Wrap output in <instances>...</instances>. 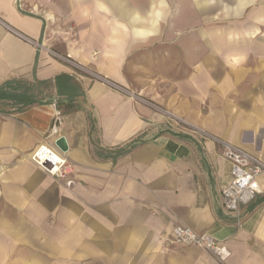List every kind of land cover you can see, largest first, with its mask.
<instances>
[{
    "label": "crops",
    "instance_id": "1",
    "mask_svg": "<svg viewBox=\"0 0 264 264\" xmlns=\"http://www.w3.org/2000/svg\"><path fill=\"white\" fill-rule=\"evenodd\" d=\"M207 2L0 0V87L22 80L35 98L0 104V231L40 247L22 264H264V175L227 212L219 146L168 119L264 163V31L255 45L244 26L207 27ZM58 101L73 106L59 127L71 188L30 160ZM174 226L211 234L228 257L166 246Z\"/></svg>",
    "mask_w": 264,
    "mask_h": 264
},
{
    "label": "built area",
    "instance_id": "2",
    "mask_svg": "<svg viewBox=\"0 0 264 264\" xmlns=\"http://www.w3.org/2000/svg\"><path fill=\"white\" fill-rule=\"evenodd\" d=\"M56 58L68 59L52 52ZM71 63V62H69ZM83 72L86 71L77 65H74ZM97 80L109 85L111 88L120 89L117 85L94 76ZM54 114L52 116L49 132L44 143L39 144L30 153V160L41 171L52 179L61 182L66 188L74 185L71 178L73 165L65 156V153L55 145L59 136V127L62 122V113L53 103ZM177 127H184L192 134H197L203 139L212 141L220 148L221 157L228 162L230 166V177L227 184L221 190V199L224 209L238 217L240 207L252 201L256 195V179L264 175V163L251 153L238 148L222 139L206 133L201 129L190 128L183 122L168 118ZM160 239L166 246H194L203 251L209 252L219 260H225L229 253L225 247L220 246L219 242L208 233H197L185 226H174L169 234H161Z\"/></svg>",
    "mask_w": 264,
    "mask_h": 264
},
{
    "label": "rangeland",
    "instance_id": "3",
    "mask_svg": "<svg viewBox=\"0 0 264 264\" xmlns=\"http://www.w3.org/2000/svg\"><path fill=\"white\" fill-rule=\"evenodd\" d=\"M190 3L192 6V4H194L193 0H190ZM232 6V0H221L220 5H216L214 0H208L206 5L207 27L212 25L211 23L217 26L230 25L240 28L244 26L245 29L254 31L253 41L255 45H257L261 41L262 31H264L262 22L264 16V0H251L248 4L244 5L243 9L240 11V16L234 15L231 17V15L226 12V9H230ZM253 55L256 61V58L261 55V49L255 46ZM15 235L16 232L0 231V242L4 244L3 247L0 248L2 249L0 264H22V260L27 258V255H38V249H40V247L37 246V243H33L34 245L31 247L16 246L19 242L16 241ZM11 239L17 243L14 245V241ZM41 248L43 250L46 249L43 246Z\"/></svg>",
    "mask_w": 264,
    "mask_h": 264
},
{
    "label": "trees",
    "instance_id": "4",
    "mask_svg": "<svg viewBox=\"0 0 264 264\" xmlns=\"http://www.w3.org/2000/svg\"><path fill=\"white\" fill-rule=\"evenodd\" d=\"M33 86L22 80H11L5 82L0 87V104L3 105H16L21 109L25 106L32 104L35 101L32 93ZM57 108L60 110L72 109V104L58 101Z\"/></svg>",
    "mask_w": 264,
    "mask_h": 264
},
{
    "label": "water",
    "instance_id": "5",
    "mask_svg": "<svg viewBox=\"0 0 264 264\" xmlns=\"http://www.w3.org/2000/svg\"><path fill=\"white\" fill-rule=\"evenodd\" d=\"M55 145L60 149V151H62L63 153L67 152L68 150V146H67V142L65 140L64 137H59L56 142Z\"/></svg>",
    "mask_w": 264,
    "mask_h": 264
}]
</instances>
